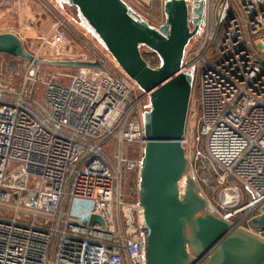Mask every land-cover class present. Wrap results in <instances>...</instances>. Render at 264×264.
Segmentation results:
<instances>
[{
    "label": "built area",
    "instance_id": "built-area-1",
    "mask_svg": "<svg viewBox=\"0 0 264 264\" xmlns=\"http://www.w3.org/2000/svg\"><path fill=\"white\" fill-rule=\"evenodd\" d=\"M184 1L192 28L194 3H204V22L183 61L202 112L181 145L213 212L264 241L253 224L264 218V0ZM44 44L55 61L104 70L75 68L40 92L32 65L20 90L0 85V264H147L139 204L146 96L105 57L76 52L62 21ZM113 139L115 163L105 151ZM125 144L141 157H125ZM134 170L138 199L126 202L124 171Z\"/></svg>",
    "mask_w": 264,
    "mask_h": 264
},
{
    "label": "water",
    "instance_id": "water-1",
    "mask_svg": "<svg viewBox=\"0 0 264 264\" xmlns=\"http://www.w3.org/2000/svg\"><path fill=\"white\" fill-rule=\"evenodd\" d=\"M149 4V0H142ZM83 22L102 41L120 69L146 96L147 112L140 175L147 264H264V241L233 228L207 210L189 168L181 140L186 132L194 78L183 70L185 51L204 22V3L195 2L189 24L184 0L164 2L165 22L153 27L124 0H68ZM142 47L157 53L161 66L152 68ZM0 53L39 68L41 65L104 70L101 63L50 61L24 49L14 33H0ZM186 178L185 186L183 180ZM98 218L93 217L94 223ZM264 228V218L253 221Z\"/></svg>",
    "mask_w": 264,
    "mask_h": 264
},
{
    "label": "rangeland",
    "instance_id": "rangeland-1",
    "mask_svg": "<svg viewBox=\"0 0 264 264\" xmlns=\"http://www.w3.org/2000/svg\"><path fill=\"white\" fill-rule=\"evenodd\" d=\"M124 1H126V3H128V5L151 26L159 27L165 22L164 0H149V4H145L142 0ZM61 21L69 30L72 40L78 47V49L75 48V50H77L76 52L91 50L108 59L115 67L117 66L120 68L106 47L97 38L96 34L83 22L79 9L71 6L68 0H0V33H14L18 35L22 40L24 49L45 62L55 60L51 58L52 50L49 46L44 44V39L50 33L52 27ZM202 30H204V28ZM200 35L201 33L199 32L198 36ZM189 46L190 43L187 47ZM142 51L149 52L146 47H142ZM31 66L32 64L23 59H17L0 53V85L16 89L17 91L20 90ZM36 69L37 72L40 73V81L37 85V89L40 92L44 90L45 83L50 79L56 77L62 80L65 79L63 81L68 82V78L65 77L73 75L77 70L72 67L51 66L46 64ZM195 88L199 89L198 82L194 85L192 94L191 111L188 118V127L190 126V128H194L198 125L202 112L200 93L195 90ZM143 94L144 92L140 90L139 95ZM141 107V110L147 109L146 99L142 102ZM105 151L111 161L114 163L117 162L116 156L120 154V145H117L116 139L109 142ZM141 153L142 151L136 144H125L123 148V154L128 159H138L141 157ZM192 165H194V169L196 170L195 164L193 163ZM187 173L190 178L194 180L200 195L208 202L207 198L204 197L206 192L202 190L204 188L201 185L199 176L193 173L190 165ZM200 173L199 170V174ZM185 181L186 178L183 180V187L185 186ZM136 183L137 172L135 170L132 172L124 171L122 185L126 202H133L138 199ZM207 205L208 212H213L209 203H207ZM7 208L9 209L4 210L12 212L13 207L7 206Z\"/></svg>",
    "mask_w": 264,
    "mask_h": 264
},
{
    "label": "trees",
    "instance_id": "trees-1",
    "mask_svg": "<svg viewBox=\"0 0 264 264\" xmlns=\"http://www.w3.org/2000/svg\"><path fill=\"white\" fill-rule=\"evenodd\" d=\"M87 26V25H86ZM89 28V27H88ZM90 30H92V32H94L93 31V29H91V28H89ZM97 36V35H96ZM98 38V37H97ZM99 39V38H98ZM101 41V40H100ZM101 43H102V41H101ZM103 44V43H102ZM104 45V44H103ZM147 50L150 52H143L142 51V56H143V58H144V60L149 64V65H151L152 67H159V66H161V64H162V60H161V58L158 56V54L157 53H154V52H152L150 49H148L147 48ZM195 90H197L198 92H199V90L198 89H196L195 88ZM193 91H194V89H193ZM191 108V107H190ZM191 111V110H190ZM190 111H189V116H190ZM189 118V117H188Z\"/></svg>",
    "mask_w": 264,
    "mask_h": 264
}]
</instances>
